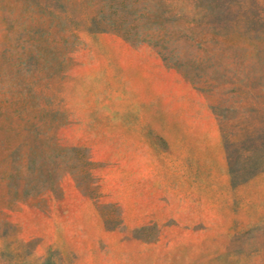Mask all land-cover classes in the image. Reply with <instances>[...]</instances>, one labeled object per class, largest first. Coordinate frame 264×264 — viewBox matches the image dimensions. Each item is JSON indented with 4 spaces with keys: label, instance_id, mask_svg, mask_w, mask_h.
Listing matches in <instances>:
<instances>
[{
    "label": "rangeland",
    "instance_id": "obj_1",
    "mask_svg": "<svg viewBox=\"0 0 264 264\" xmlns=\"http://www.w3.org/2000/svg\"><path fill=\"white\" fill-rule=\"evenodd\" d=\"M0 264H264V0H0Z\"/></svg>",
    "mask_w": 264,
    "mask_h": 264
}]
</instances>
